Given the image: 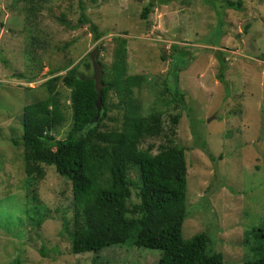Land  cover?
Wrapping results in <instances>:
<instances>
[{
    "label": "rangeland",
    "instance_id": "1",
    "mask_svg": "<svg viewBox=\"0 0 264 264\" xmlns=\"http://www.w3.org/2000/svg\"><path fill=\"white\" fill-rule=\"evenodd\" d=\"M78 1L0 0V264H156L160 250L144 247L72 253L70 180L52 165L24 162L23 146L12 141L22 133L23 106L45 96L48 70L81 59L79 70L89 74L92 66L84 64L94 47L109 67L115 37L126 38L128 74L145 77L133 90L143 112L162 111L165 127L171 114L180 115L173 140L185 148L189 209L182 236L207 233L223 264L257 258L252 248L264 244V235H255L264 221V0H241L237 9L222 0H153L146 18L141 13L151 0H82L102 33L95 41L87 24L68 26L80 16ZM32 3L42 4L31 15L36 48L25 31ZM26 51L42 65L31 82L16 76L26 69ZM182 65L179 103L171 78ZM57 89L69 96L61 82ZM115 111L110 116L120 118ZM70 113L56 137L66 134ZM165 142L148 138L142 146L153 144L157 152Z\"/></svg>",
    "mask_w": 264,
    "mask_h": 264
},
{
    "label": "trees",
    "instance_id": "2",
    "mask_svg": "<svg viewBox=\"0 0 264 264\" xmlns=\"http://www.w3.org/2000/svg\"><path fill=\"white\" fill-rule=\"evenodd\" d=\"M78 2L77 23L66 24L72 28L87 24L95 41L102 33L87 17L83 1ZM222 3L237 9L242 1L222 0ZM40 5L32 3L25 11L28 22L25 31L29 45L35 48L40 38L33 33L31 15L34 16ZM153 6L154 1H149L141 17L146 18ZM114 39L117 43L114 58L109 67L104 65L101 79L104 86L99 119L92 121L97 113L92 71L89 74L80 71V59L70 68L69 63V66L48 70L51 77L42 84L46 88L45 96L23 106L22 133L20 139L12 141L23 146L24 162L52 165L59 175L70 180L72 253H98L114 245L136 246L160 250L156 264H223L222 254L211 251L207 233L182 236V224L189 216V209L185 148L173 140L180 115L171 114L170 125L165 127L162 111L150 108L149 112H143L133 90L144 83L145 77L128 74L126 38ZM25 58L26 69L16 76L31 82L42 65L29 51ZM84 65H91V61ZM183 66H178L171 78L173 101L179 103H183L184 92L178 86L177 72ZM61 70L66 71L59 74ZM58 82L69 90L68 97L57 89ZM67 109L71 112L68 130L64 136L56 137L55 133L67 120ZM114 109L120 118L110 116L109 112ZM112 119H117L115 127L103 129L104 122ZM159 137L166 142L156 146L157 152H153V144L142 146L145 139ZM131 171L135 173L134 178L129 175ZM133 194L135 200H132ZM258 229L261 233L255 235L263 236L264 221ZM252 250L258 257L246 259L242 264H264V244ZM19 262L16 260L14 264Z\"/></svg>",
    "mask_w": 264,
    "mask_h": 264
},
{
    "label": "water",
    "instance_id": "3",
    "mask_svg": "<svg viewBox=\"0 0 264 264\" xmlns=\"http://www.w3.org/2000/svg\"><path fill=\"white\" fill-rule=\"evenodd\" d=\"M97 51H98L97 47H94L89 52V59L91 61V66H92L91 79L94 81V89L96 91L95 106L97 109V113L92 121H97L99 119L100 112L102 109L101 89L104 86L101 80L103 76L104 65L101 64L97 59L96 57Z\"/></svg>",
    "mask_w": 264,
    "mask_h": 264
}]
</instances>
